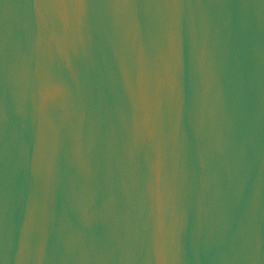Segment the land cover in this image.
<instances>
[{
    "label": "water",
    "instance_id": "1",
    "mask_svg": "<svg viewBox=\"0 0 264 264\" xmlns=\"http://www.w3.org/2000/svg\"><path fill=\"white\" fill-rule=\"evenodd\" d=\"M0 264H264V0H0Z\"/></svg>",
    "mask_w": 264,
    "mask_h": 264
}]
</instances>
